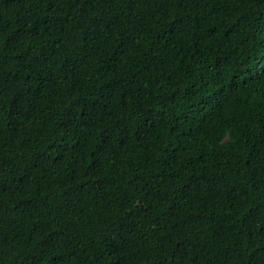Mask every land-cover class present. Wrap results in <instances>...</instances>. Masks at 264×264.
<instances>
[{"label":"trees","instance_id":"trees-1","mask_svg":"<svg viewBox=\"0 0 264 264\" xmlns=\"http://www.w3.org/2000/svg\"><path fill=\"white\" fill-rule=\"evenodd\" d=\"M0 264H264V0H0Z\"/></svg>","mask_w":264,"mask_h":264}]
</instances>
